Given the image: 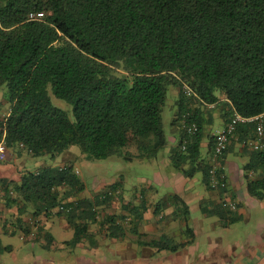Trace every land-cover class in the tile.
<instances>
[{
	"label": "trees",
	"instance_id": "trees-1",
	"mask_svg": "<svg viewBox=\"0 0 264 264\" xmlns=\"http://www.w3.org/2000/svg\"><path fill=\"white\" fill-rule=\"evenodd\" d=\"M32 11L45 15L29 20ZM3 84L9 107L0 114V163L26 154L54 157L73 145L86 159L106 158L129 145L136 153L125 159L155 158L166 143L161 109L173 85L179 93L173 123L189 112L187 121L196 129L189 134L181 128L170 163L187 177L201 171L210 187V160L201 156L200 143L214 112L223 125L233 112H264V0H0ZM49 88L67 109L51 102ZM253 137L255 123H239L229 142L247 152L241 165L247 193L264 200V146L248 147ZM228 150L216 161L219 173ZM5 151L10 158H3ZM118 187L115 182L92 198L80 197L85 185L72 163L46 164L21 170L17 180L0 177V201L15 219L11 234L19 229L27 235L31 227L40 232L41 216H64L74 231L67 242L74 246L97 222L96 207L108 206ZM166 202L183 222L184 241L164 233L145 237L144 197L106 214L100 230L109 237L129 232L139 245L176 251L194 233L188 206L177 194L158 200L154 212ZM227 210L222 202L207 213L223 218Z\"/></svg>",
	"mask_w": 264,
	"mask_h": 264
},
{
	"label": "crops",
	"instance_id": "crops-1",
	"mask_svg": "<svg viewBox=\"0 0 264 264\" xmlns=\"http://www.w3.org/2000/svg\"><path fill=\"white\" fill-rule=\"evenodd\" d=\"M174 89L179 100L178 90L175 87ZM178 113L179 110L173 117V120L177 117ZM213 117L215 118L214 123L206 128L200 143V145H205L206 147L204 156L206 160L210 159L212 152L208 130H214L223 125L218 120L217 111L214 112ZM172 124L175 127L176 122H172ZM228 147L233 154L232 157H228L226 153L222 157L221 167L223 172L221 174L223 175V184L216 188L208 187L203 175L200 179H197L195 174L192 177H187L176 170L170 163V154L173 148L168 147L167 149L165 163L168 170L165 175V186L169 187L170 191L168 192V189L165 190L164 198L166 199L170 195L177 194L188 206V223L194 233L191 243L176 251H156L150 246L139 245L136 242V236L132 233L125 232L124 236L121 237H106L105 232L101 231L100 227L94 228L90 225L89 234L82 237L81 242L74 245L80 248L81 252L79 255H76L72 251L68 255L69 261L66 263L58 260L55 262L52 260H42L40 264H160L161 262V264H264V200L253 198L246 191L241 165L247 161L248 156L247 159H243L239 158L238 155H247V152L241 148L238 142L232 143L230 141ZM237 156L239 159H237ZM10 165L12 166L10 163H0V177L17 180L20 173H15V167L12 170L9 167ZM19 171H21V168H19ZM118 183L119 190L115 193L122 200L120 202L117 198L114 204L115 207L120 208L121 212L123 204L137 203L143 197L146 199L148 207L143 214L141 231L146 234L145 237L147 239L158 237L164 228L166 235L170 237H182L180 241L186 239L183 236V222L174 214L175 208L173 204L166 202L165 207L160 213H155L154 205L156 202L153 203L148 196L142 194L143 191H141L142 193L137 191L132 198H126L127 196H121V184L120 182ZM80 197L91 198L92 196L90 192L86 193L83 191ZM222 202L224 205L226 203L228 209L225 217L219 218L217 215L207 213L212 209H217V206ZM230 203H234V209L230 207ZM0 207V212H7L3 204L0 203ZM230 217H234V220H231ZM206 220L208 223H206ZM47 221L48 218L41 216L40 223L43 230H40L39 233L43 232L39 234L41 235L39 239L42 246L47 248L58 247L59 245L60 247L63 245L69 246L68 240L56 241L50 233L44 230ZM175 221H178L177 228H170L171 223ZM236 222H239L244 227L242 237L245 238L243 239V244H241L242 251L232 253L214 251L217 247H220L221 250L224 248L222 245H216L219 242L221 243L220 237H223L217 233V230L229 229V225ZM5 224L0 227L3 232L6 231ZM62 225L69 226L67 222H63ZM198 237H207L206 240H202L203 243H207H205L207 245L205 251H197L199 248ZM212 237L214 238L212 239ZM10 248L12 247H7V249ZM191 248H193L192 251Z\"/></svg>",
	"mask_w": 264,
	"mask_h": 264
},
{
	"label": "rangeland",
	"instance_id": "rangeland-1",
	"mask_svg": "<svg viewBox=\"0 0 264 264\" xmlns=\"http://www.w3.org/2000/svg\"><path fill=\"white\" fill-rule=\"evenodd\" d=\"M8 89L6 84L0 85V114L5 113L8 110L9 103L7 99ZM49 95L51 102L60 108L67 109L68 104L65 100L56 97L49 88ZM178 95L175 94V89L173 85H168L166 90V97L161 109V120L162 127L166 138L165 145L159 150L157 156L151 159H139L133 158L131 160L125 159L124 155L136 153V148L134 145L125 146L119 148L116 154L110 155L106 158H94L86 159L80 151L79 146L73 145L68 149L64 150L60 154L50 157L49 155L42 156H32L23 155L20 157L14 156L9 167L13 170L15 167V173H20L21 170H36L37 168L46 165H60L65 162H70L74 166V170L80 177L81 181L85 185V192H90L91 196L98 194L101 190L104 191L110 184L115 182H120L121 196L126 198H132L135 192H141L154 203L165 197V190L169 187L165 186V175L168 170L167 164L165 163V158L167 157L168 147L177 148L180 140L181 127L179 124L173 126V117L177 114L178 108ZM179 115V113H178ZM177 115V117H178ZM175 128V129H174ZM205 145H200L201 156H205ZM166 153V155H165ZM228 157H232V151L227 152ZM239 158L247 159V155H238ZM237 156V159H239ZM3 158H10L8 151H5ZM211 159V155H210ZM208 158V161L210 160ZM186 168L189 165L185 166ZM170 168V167H169ZM1 171V170H0ZM195 177L200 179L202 176L201 171H195ZM92 198V197H91ZM120 197L117 193H113L112 201L109 202L108 206L96 207V223L90 224L91 227L99 228L98 222L104 218L106 214L120 213V208L115 207L114 201ZM122 200V199H121ZM119 199V201L121 202ZM135 203V202H134ZM15 211V210H14ZM0 227L5 224L7 231L3 232L0 229V245L2 248L0 250V264H40L42 260H52V261H69L68 255L75 253L79 255L80 248L69 244L60 245L57 247H44L42 246L39 237V233L34 227H31V231L27 235H23L19 229L14 233H10L12 226V221L14 218H10V213L0 212ZM216 218V217H214ZM3 219V220H1ZM25 222H29V214L23 216ZM66 223L65 217H60L58 215H52L48 218L44 230L50 233L56 241L69 240L73 237L74 231L71 226H64L62 223ZM165 222V215H164ZM30 223V222H29ZM206 223L208 221L206 220ZM178 221L171 223L170 228H177ZM4 228V229H5ZM207 228V227H206ZM184 230V229H183ZM244 227L239 223H233L229 225V229H219L217 233L222 235L220 237L221 243L216 244L217 246H224L226 249L217 247L214 251H227V252H240L242 251L241 244H243ZM104 232V230H101ZM165 234V228L161 231V234ZM160 235V234H159ZM106 236V235H105ZM183 236L186 237L185 232ZM26 237V238H25ZM30 237V239H29ZM99 237V236H97ZM104 237V235H103ZM109 237V236H106ZM184 238V237H183ZM207 237H198L199 248L197 251H205L207 243L202 240H206ZM214 237H212L213 239ZM217 238V237H216ZM175 242H179L182 237H173ZM206 243V244H205ZM215 244V243H214ZM11 246L12 248L7 249ZM202 246V247H201ZM193 248H191V251ZM195 250V252H197ZM160 263V262H159ZM162 263V262H161ZM160 263V264H161Z\"/></svg>",
	"mask_w": 264,
	"mask_h": 264
},
{
	"label": "built area",
	"instance_id": "built-area-1",
	"mask_svg": "<svg viewBox=\"0 0 264 264\" xmlns=\"http://www.w3.org/2000/svg\"><path fill=\"white\" fill-rule=\"evenodd\" d=\"M44 15L45 13L43 11H32L28 14V19L41 20ZM183 89L188 95L191 94L190 88L185 83H183ZM208 106L212 107L213 104H208ZM188 114L189 112L182 114L179 120V126L182 129H185L187 133L192 134L196 129V123L187 121ZM249 122L255 123V137L246 140L247 146L253 149H262L264 146V112L253 116H243L237 112H233L226 124L212 130L213 148L211 152L210 167L208 169V181L211 188H216L223 184V175L217 170L218 165L216 161L218 157L228 146L230 138L234 136L236 126L239 123ZM183 148L184 144L182 145V149ZM2 195L3 192L0 190V197ZM0 203L2 202L0 201ZM230 205L232 209L235 208L234 203H230Z\"/></svg>",
	"mask_w": 264,
	"mask_h": 264
}]
</instances>
